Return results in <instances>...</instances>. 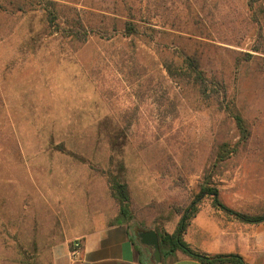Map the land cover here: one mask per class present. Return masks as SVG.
I'll use <instances>...</instances> for the list:
<instances>
[{
    "label": "rangeland",
    "instance_id": "1",
    "mask_svg": "<svg viewBox=\"0 0 264 264\" xmlns=\"http://www.w3.org/2000/svg\"><path fill=\"white\" fill-rule=\"evenodd\" d=\"M55 1L60 25L86 28L79 48L40 12L1 23L0 264H45L51 243L117 222L109 171L127 184L134 233L174 231L217 145L239 139L215 103L169 79L162 60L181 50L197 51L250 129L213 177L219 200L264 213V55L251 52L264 46V0ZM129 7L140 37L112 27ZM198 206L216 211L210 198Z\"/></svg>",
    "mask_w": 264,
    "mask_h": 264
},
{
    "label": "trees",
    "instance_id": "2",
    "mask_svg": "<svg viewBox=\"0 0 264 264\" xmlns=\"http://www.w3.org/2000/svg\"><path fill=\"white\" fill-rule=\"evenodd\" d=\"M57 4L58 2L55 0H0V28L5 18H11V16L17 14L22 16L28 13L40 12L47 22L48 27L52 28L54 32L59 33L62 39L74 44V48H79L85 44L88 32L80 18L66 21L65 26H63L64 23L60 25V15ZM126 10L127 14L125 18H128V21L121 19H117L119 21L114 20L112 27L117 29V25H121L118 33H120V36L123 38L140 37L143 32L141 31L140 25H136L132 22L136 18L133 9L129 7ZM105 35L110 36L107 32ZM2 37L3 35L0 34V40ZM149 38L153 40V37ZM251 52L264 55V46L256 44ZM246 57L245 61L252 58L253 55L247 54ZM201 63L202 57L196 50L192 53L181 50L177 56H175V59L162 60V66L169 79L175 83L190 84L201 98L215 103L217 109L235 124L239 139L234 145L228 142H222L217 145L213 164L204 171L201 182L198 184V192L193 195L192 201L185 208L181 211L176 210L180 217L174 231L168 233L155 230V232L159 240L161 258L172 256L175 252L180 251L186 256L198 260L202 264H247L238 254L211 256L197 252L183 239L184 233L191 220L199 212L198 205L203 198L212 199V206L215 210L222 212L227 217L240 224L259 225L264 223V213H241L225 206L219 200V192L212 184L213 177L217 170L236 154L240 145L247 143L250 138V129L244 118L237 111L234 97L229 96L226 87H224L222 83L206 76L205 71L201 67ZM67 153L70 154L69 152ZM121 181L122 180H120L117 174L111 171L107 173L110 194L118 207L119 219L117 223L127 224L132 219L130 209L131 202L127 184ZM134 241H137L136 234L134 235ZM151 264H153L152 261Z\"/></svg>",
    "mask_w": 264,
    "mask_h": 264
},
{
    "label": "crops",
    "instance_id": "3",
    "mask_svg": "<svg viewBox=\"0 0 264 264\" xmlns=\"http://www.w3.org/2000/svg\"><path fill=\"white\" fill-rule=\"evenodd\" d=\"M220 214L217 210H199L184 233V241L193 250L203 254H238L247 264H264V237L261 236L263 232H260L264 231V226L259 224L245 227L251 234L254 233L250 237L242 231L233 233L226 223L229 222L227 217L224 223L219 220ZM230 221V224L236 222L244 225L235 220ZM137 233L132 231L129 224L117 222L87 228L77 236L81 243L78 258H71V243L64 239L49 245L45 264H151V261L153 264H202L180 251L155 263L152 248L141 244ZM135 234L137 241H134Z\"/></svg>",
    "mask_w": 264,
    "mask_h": 264
},
{
    "label": "water",
    "instance_id": "4",
    "mask_svg": "<svg viewBox=\"0 0 264 264\" xmlns=\"http://www.w3.org/2000/svg\"><path fill=\"white\" fill-rule=\"evenodd\" d=\"M139 242L152 248V259L155 263L161 262V253L157 233L154 230L140 231L137 233Z\"/></svg>",
    "mask_w": 264,
    "mask_h": 264
},
{
    "label": "built area",
    "instance_id": "5",
    "mask_svg": "<svg viewBox=\"0 0 264 264\" xmlns=\"http://www.w3.org/2000/svg\"><path fill=\"white\" fill-rule=\"evenodd\" d=\"M81 253V243L79 239H76L71 243L70 254L72 259H76Z\"/></svg>",
    "mask_w": 264,
    "mask_h": 264
}]
</instances>
